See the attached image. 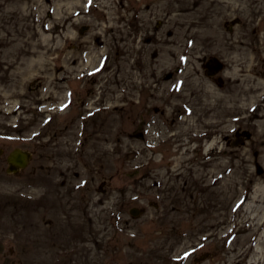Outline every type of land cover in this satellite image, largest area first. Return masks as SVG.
<instances>
[{
  "label": "rangeland",
  "instance_id": "rangeland-1",
  "mask_svg": "<svg viewBox=\"0 0 264 264\" xmlns=\"http://www.w3.org/2000/svg\"><path fill=\"white\" fill-rule=\"evenodd\" d=\"M263 233L264 0H0V264H264Z\"/></svg>",
  "mask_w": 264,
  "mask_h": 264
},
{
  "label": "water",
  "instance_id": "water-1",
  "mask_svg": "<svg viewBox=\"0 0 264 264\" xmlns=\"http://www.w3.org/2000/svg\"><path fill=\"white\" fill-rule=\"evenodd\" d=\"M29 153L21 149L13 150L8 156V162L15 168H25L29 162ZM133 214H137V210H132Z\"/></svg>",
  "mask_w": 264,
  "mask_h": 264
},
{
  "label": "bare ground",
  "instance_id": "bare-ground-1",
  "mask_svg": "<svg viewBox=\"0 0 264 264\" xmlns=\"http://www.w3.org/2000/svg\"><path fill=\"white\" fill-rule=\"evenodd\" d=\"M256 251H257V253H255V256H257V258L258 259H260V254L259 253H261V248H260V246L258 245V243L256 244ZM257 260V259H256ZM256 262V261H255ZM249 264H254V260H251L250 262H249Z\"/></svg>",
  "mask_w": 264,
  "mask_h": 264
},
{
  "label": "flooded vegetation",
  "instance_id": "flooded-vegetation-1",
  "mask_svg": "<svg viewBox=\"0 0 264 264\" xmlns=\"http://www.w3.org/2000/svg\"><path fill=\"white\" fill-rule=\"evenodd\" d=\"M252 242H253V241H252ZM246 245H247V249H246L247 252L244 253L245 261L248 260V257H249V255H250V254H249L250 251H249V253H248V250H249V246H250V245H249V244H246ZM257 264H260L259 260H258Z\"/></svg>",
  "mask_w": 264,
  "mask_h": 264
}]
</instances>
